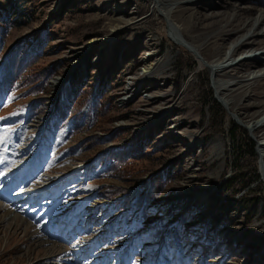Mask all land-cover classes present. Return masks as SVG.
I'll return each mask as SVG.
<instances>
[{
    "label": "rangeland",
    "instance_id": "374dc122",
    "mask_svg": "<svg viewBox=\"0 0 264 264\" xmlns=\"http://www.w3.org/2000/svg\"><path fill=\"white\" fill-rule=\"evenodd\" d=\"M8 1L0 0V14L10 13ZM225 1L208 5L216 13L229 12ZM15 2L28 18L8 28L0 59L18 40L42 39L40 58L31 69L53 74L40 97L15 90L0 98V264H264L260 139L221 103L213 87L221 79L207 71L209 60L191 51L190 43L175 42L173 37L184 42L182 35L170 32L172 23L149 0ZM230 3L264 13V0ZM130 18L139 25L124 24ZM155 50L160 55L148 61ZM248 54L244 50L230 61ZM157 63L165 75L138 79ZM75 75L81 95L101 87L111 110L92 123L85 116L88 100L79 111L82 116L74 119L79 128L73 132L69 111L61 119L57 105ZM169 92H174L170 100ZM95 137L98 144L91 146ZM137 144L143 158L130 167L131 179H100L101 153ZM212 145L217 161L209 163ZM36 153L37 161L12 177L17 181L6 180L4 172ZM159 172H168L171 181L158 201L144 209L145 219L132 202L122 209L119 200L105 199L100 190L141 191ZM28 176L35 187H21ZM42 179L54 185L30 194L46 185ZM35 203L26 210L27 219L14 213L13 206ZM52 225L54 236L48 230ZM177 230L179 241L173 238ZM40 234L50 238L46 247L40 245ZM97 244L99 250L91 254Z\"/></svg>",
    "mask_w": 264,
    "mask_h": 264
},
{
    "label": "bare ground",
    "instance_id": "6f19581e",
    "mask_svg": "<svg viewBox=\"0 0 264 264\" xmlns=\"http://www.w3.org/2000/svg\"><path fill=\"white\" fill-rule=\"evenodd\" d=\"M149 1L152 3L153 10L158 13L162 19L172 23L170 25V32H178L182 35L184 42L178 39V37H173L175 42L180 45L187 42L190 43L192 45V48H190L191 51H195L194 53L198 57L200 56L209 60L208 67H206L207 71L214 77L221 79L220 81H214L213 87L216 95H218L224 107L235 115L252 135L260 139V143H258V158L264 161V51L255 53L256 50L264 48V13L254 8L243 9L234 7L230 3V0L224 3L226 7L230 8L229 12L223 13L212 11L208 5L210 0ZM132 20L133 19L130 18L128 21L123 22L126 25H139L138 22L133 24L134 21L132 22ZM155 32L157 34L158 31L156 30ZM155 47L156 46H153V49H155ZM146 48L149 47L147 46ZM244 50L250 54L245 55L235 62L230 61L231 58ZM159 55L160 53L156 50L153 51L148 55V61L157 59ZM213 57L215 58L214 60L212 59ZM160 65H162V63H157L153 68L148 67L142 70V73L137 75L138 79L144 81L153 74L159 76L165 75L166 71L164 67ZM242 68H244V70L241 71ZM257 71L258 73H256ZM246 74H251L252 76H245ZM190 88L191 87H189V90ZM173 95L174 92H169L166 98L170 100ZM184 97L185 95L181 98ZM183 123L187 122L183 121ZM177 126L178 125H176V127ZM208 151L210 152L209 163L216 162L217 154L215 146L212 145L208 147ZM39 155L40 154L36 153L23 159L21 162H17L7 173H3V175H6V180L10 181L18 170L21 171V169H23L22 167H24V162L28 161L27 164L29 166L33 161H37ZM23 184L24 182L20 181L21 187ZM49 187L50 186H48V188ZM39 191L45 190L35 188L30 191V194L38 193ZM19 199L21 198L19 197ZM35 206L36 203L29 207L27 205L13 206L14 213L26 216L27 219L29 218L27 213L28 208L33 209ZM9 210L11 209L9 208ZM162 210V214H165L168 207ZM156 211L160 212L161 209L157 208ZM11 213L12 212H10V214ZM53 228H55V225L48 229L54 231L51 236H54L56 232ZM40 232L42 233V231ZM38 237L40 238V245L43 247L50 244L49 237H45L43 234L38 235ZM71 237H73L72 233L69 238ZM79 247L82 248L80 245ZM97 249L98 244L93 245L90 249V253L92 254V252ZM76 264L81 263L78 262Z\"/></svg>",
    "mask_w": 264,
    "mask_h": 264
},
{
    "label": "trees",
    "instance_id": "16d2710c",
    "mask_svg": "<svg viewBox=\"0 0 264 264\" xmlns=\"http://www.w3.org/2000/svg\"><path fill=\"white\" fill-rule=\"evenodd\" d=\"M8 11L10 13L0 14V48L7 34V30L12 25H19L28 18V14L22 9L18 8L15 0H9L7 3ZM33 37H25L18 40L7 49L4 56L0 59V98H3L6 94L15 91L22 90L23 95L40 97L45 90L47 80L52 76L53 71L51 69H43L39 72L31 69L32 66L40 58L41 46L43 44L42 39L36 41L32 40ZM101 87L96 86L87 90L86 94L81 95L80 80L75 75L74 81L68 83L62 89V101L57 106L58 117L61 119L67 118L66 112L69 111L72 121L81 117L79 112L90 101V108L85 112V116L91 122H96L100 117L106 116L110 110V101L102 99L104 95ZM67 99V102L64 103ZM40 103L44 102V99L39 98ZM71 103V109H68ZM31 108V107H30ZM72 131L79 128V124L74 121L72 123ZM118 137L121 136V131L117 130ZM98 138L91 139V146L98 144ZM144 149L141 145L129 146L125 148H112L102 153L98 158L99 166L103 168V175L100 177L104 180H116L127 181L131 179L132 175L130 167L134 162L143 158ZM91 166V164L89 165ZM89 168V167H88ZM168 174V175H166ZM171 181L169 173H156L152 175L143 184V189L128 191L127 189L115 186H101L103 197L109 201L119 200L120 208H125L130 205L134 210L140 209V212L144 217V209L149 205L158 201V198L162 195L164 188ZM159 231L156 232V235ZM176 241L180 240L178 230L173 236Z\"/></svg>",
    "mask_w": 264,
    "mask_h": 264
}]
</instances>
